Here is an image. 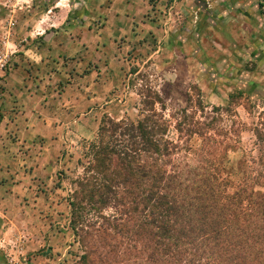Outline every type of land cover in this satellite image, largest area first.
I'll return each mask as SVG.
<instances>
[{"label": "rangeland", "instance_id": "1", "mask_svg": "<svg viewBox=\"0 0 264 264\" xmlns=\"http://www.w3.org/2000/svg\"><path fill=\"white\" fill-rule=\"evenodd\" d=\"M153 93L167 140L194 150L175 124L210 122L221 175L264 192V0H0V264L77 260L85 147Z\"/></svg>", "mask_w": 264, "mask_h": 264}, {"label": "trees", "instance_id": "2", "mask_svg": "<svg viewBox=\"0 0 264 264\" xmlns=\"http://www.w3.org/2000/svg\"><path fill=\"white\" fill-rule=\"evenodd\" d=\"M142 103L150 108L138 120L104 117L85 147L66 199L73 264H264L257 177L234 184L221 175L210 122L183 113L175 124L177 134L200 138L192 150L166 139L156 93Z\"/></svg>", "mask_w": 264, "mask_h": 264}]
</instances>
